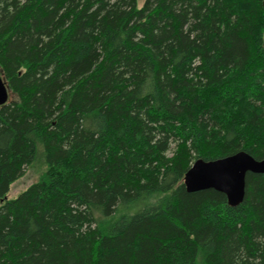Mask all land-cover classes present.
Masks as SVG:
<instances>
[{
  "label": "trees",
  "instance_id": "trees-1",
  "mask_svg": "<svg viewBox=\"0 0 264 264\" xmlns=\"http://www.w3.org/2000/svg\"><path fill=\"white\" fill-rule=\"evenodd\" d=\"M0 69V264H264V174L184 185L264 159L261 0H0Z\"/></svg>",
  "mask_w": 264,
  "mask_h": 264
},
{
  "label": "water",
  "instance_id": "water-1",
  "mask_svg": "<svg viewBox=\"0 0 264 264\" xmlns=\"http://www.w3.org/2000/svg\"><path fill=\"white\" fill-rule=\"evenodd\" d=\"M262 5L264 6V0ZM8 100V89L0 77V106ZM248 173L264 174V159L256 160L244 151L211 161L195 160L184 176L187 192L214 190L223 194L229 205H239L245 195Z\"/></svg>",
  "mask_w": 264,
  "mask_h": 264
},
{
  "label": "rangeland",
  "instance_id": "rangeland-1",
  "mask_svg": "<svg viewBox=\"0 0 264 264\" xmlns=\"http://www.w3.org/2000/svg\"><path fill=\"white\" fill-rule=\"evenodd\" d=\"M143 1L144 0H137V6L140 7L143 4ZM0 77L3 79L1 69H0ZM4 83L6 84L5 81ZM14 99H15V95L12 94L10 90H8V102ZM43 170H44L43 159L41 157L40 158L37 157L36 160L30 166L24 168L23 175L10 185L8 193L6 194V198L7 199L16 198L21 192H23L27 187H29L32 183H35L40 178L41 174L43 173Z\"/></svg>",
  "mask_w": 264,
  "mask_h": 264
}]
</instances>
